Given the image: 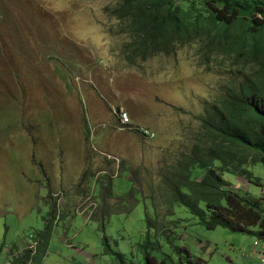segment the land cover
<instances>
[{"label":"rangeland","instance_id":"1","mask_svg":"<svg viewBox=\"0 0 264 264\" xmlns=\"http://www.w3.org/2000/svg\"><path fill=\"white\" fill-rule=\"evenodd\" d=\"M115 5L0 0V264L39 244L51 204L55 221L49 243L37 247L40 264H114L103 234L129 256L147 230L146 211L154 217L152 198L161 202V171L190 152L199 116L234 79L205 64L198 45L129 64ZM118 110L129 112V126ZM250 170L251 181L225 178L240 195L261 198L264 163ZM133 182L140 193L125 197ZM174 210L193 258L257 261L256 235L207 228L185 207Z\"/></svg>","mask_w":264,"mask_h":264},{"label":"trees","instance_id":"2","mask_svg":"<svg viewBox=\"0 0 264 264\" xmlns=\"http://www.w3.org/2000/svg\"><path fill=\"white\" fill-rule=\"evenodd\" d=\"M115 1L119 32L128 36L123 55L129 64L198 45L205 64L235 76L199 116L201 130L190 152L161 171V202L152 198L154 217L146 211L147 230L130 255L113 249L105 234L103 252L114 257V264H207L180 243L183 220L173 218L174 205L185 207L207 228L226 227L264 241V187L261 198H252L237 193L225 178L230 173L251 181L250 167L264 163V0ZM136 192L133 182L125 197ZM55 212L51 204L35 250L26 244L7 263L42 262L37 247L49 243Z\"/></svg>","mask_w":264,"mask_h":264},{"label":"built area","instance_id":"3","mask_svg":"<svg viewBox=\"0 0 264 264\" xmlns=\"http://www.w3.org/2000/svg\"><path fill=\"white\" fill-rule=\"evenodd\" d=\"M119 119H120V124L121 125H126L129 123L130 121V115L127 111H124V110H121L120 113H119ZM144 132L150 136V137H153L154 136V133L149 131V130H144ZM254 247L257 248L261 245V250L259 251V255H258V258H257V261L254 262V264H264V241L262 240H255L254 241Z\"/></svg>","mask_w":264,"mask_h":264},{"label":"clouds","instance_id":"4","mask_svg":"<svg viewBox=\"0 0 264 264\" xmlns=\"http://www.w3.org/2000/svg\"><path fill=\"white\" fill-rule=\"evenodd\" d=\"M120 111L121 110H118L117 111V113H118V117H119V113H120ZM124 111H127V110H124ZM128 112V111H127ZM129 113V112H128ZM130 115V114H129ZM130 119H131V116H130ZM120 120V119H119ZM132 122L131 121H129V123L128 124H126V125H122V126H129L130 124H131ZM121 125V124H120ZM144 130H149V129H147V128H141V132L146 136V137H148V138H154L155 137V132H153V131H151V130H149V131H151V132H153L154 133V136L153 137H150V136H148L145 132H144ZM36 246H37V242H34L33 244H30V247H32L33 248V250H35V248H36Z\"/></svg>","mask_w":264,"mask_h":264},{"label":"crops","instance_id":"5","mask_svg":"<svg viewBox=\"0 0 264 264\" xmlns=\"http://www.w3.org/2000/svg\"><path fill=\"white\" fill-rule=\"evenodd\" d=\"M89 258H90V256H89Z\"/></svg>","mask_w":264,"mask_h":264}]
</instances>
